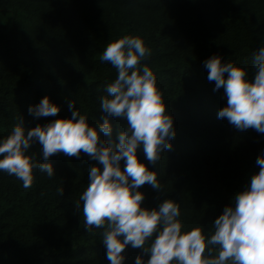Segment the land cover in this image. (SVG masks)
Listing matches in <instances>:
<instances>
[{
    "label": "trees",
    "instance_id": "trees-1",
    "mask_svg": "<svg viewBox=\"0 0 264 264\" xmlns=\"http://www.w3.org/2000/svg\"><path fill=\"white\" fill-rule=\"evenodd\" d=\"M125 34L141 37L151 50L142 63L155 74L175 128L157 165L144 160L156 169L160 190L141 185L142 206L175 199L182 231L200 227L207 238L212 221L258 172L264 133L237 130L217 117L226 97L222 87L213 91L203 62L219 54L252 77V55L264 43V0H0V138L20 120L31 128L70 117L69 101L89 124L102 122L100 98L117 71L100 56ZM45 95L59 111L36 118L28 107ZM109 119L115 139L127 122ZM29 151L40 159L38 143ZM137 158L143 160L140 148ZM49 161L56 174L34 170L28 188L0 172V264H110L103 230L85 231L74 207L97 161L83 152L79 158L57 152ZM123 251L124 264H134L138 254L147 259L139 248Z\"/></svg>",
    "mask_w": 264,
    "mask_h": 264
},
{
    "label": "clouds",
    "instance_id": "clouds-1",
    "mask_svg": "<svg viewBox=\"0 0 264 264\" xmlns=\"http://www.w3.org/2000/svg\"><path fill=\"white\" fill-rule=\"evenodd\" d=\"M150 51L136 35L125 34L108 42L100 59L109 62L117 75L105 85L107 95L100 98L102 122L89 124L88 116L74 107L75 101L68 102L70 117L31 128L20 120L0 138V172L14 175L28 188L34 170L49 178L56 174L49 157L57 152L77 158L83 152L97 161L90 166L87 187L74 207L83 215L85 231L103 230L101 242L110 264H124L126 246L147 255L145 259L138 254L134 264H264V152L255 160L258 172L212 221L213 232L207 238L200 227L182 231L175 199H163L152 208L142 206L141 185L160 190L156 169L144 160L157 165L175 136L173 117L166 110L157 78L142 63ZM203 64L207 80L214 81L213 91L222 87L226 97L217 117L237 130L253 128L264 133V43L252 55L255 71L251 78L246 68L222 62L219 54ZM58 111L59 106L47 95L28 107L36 118L55 117ZM109 117L127 122L122 130L116 129L115 139ZM33 143L40 146L39 160L29 151ZM138 148L143 160L137 158ZM56 192L62 196L64 188L57 187ZM146 241H150L147 247Z\"/></svg>",
    "mask_w": 264,
    "mask_h": 264
}]
</instances>
